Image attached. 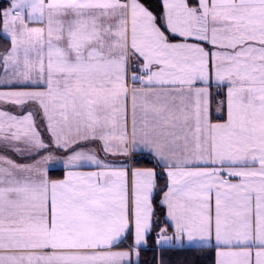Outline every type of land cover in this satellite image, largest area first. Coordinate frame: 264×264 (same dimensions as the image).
Instances as JSON below:
<instances>
[{"label": "snow or ice", "instance_id": "1", "mask_svg": "<svg viewBox=\"0 0 264 264\" xmlns=\"http://www.w3.org/2000/svg\"><path fill=\"white\" fill-rule=\"evenodd\" d=\"M0 264H264V0H2Z\"/></svg>", "mask_w": 264, "mask_h": 264}, {"label": "trees", "instance_id": "2", "mask_svg": "<svg viewBox=\"0 0 264 264\" xmlns=\"http://www.w3.org/2000/svg\"><path fill=\"white\" fill-rule=\"evenodd\" d=\"M0 2H2V0H0ZM52 175L53 176H62V171L61 170L53 171ZM153 243H154V238H153V236H150L148 239V248H151ZM150 256H151L150 252H147V253L142 252L141 260L145 259L146 257L150 258Z\"/></svg>", "mask_w": 264, "mask_h": 264}, {"label": "crops", "instance_id": "3", "mask_svg": "<svg viewBox=\"0 0 264 264\" xmlns=\"http://www.w3.org/2000/svg\"><path fill=\"white\" fill-rule=\"evenodd\" d=\"M9 155H11V153H9ZM13 158H15V157H13ZM58 170H61L62 171V169H58ZM58 170H55V171H58Z\"/></svg>", "mask_w": 264, "mask_h": 264}]
</instances>
